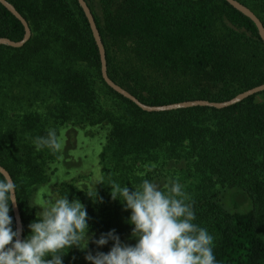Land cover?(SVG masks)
Instances as JSON below:
<instances>
[{
  "label": "trees",
  "instance_id": "1",
  "mask_svg": "<svg viewBox=\"0 0 264 264\" xmlns=\"http://www.w3.org/2000/svg\"><path fill=\"white\" fill-rule=\"evenodd\" d=\"M8 1L32 29L25 46L0 45V165L17 183L23 238L42 215L33 200L46 177L44 153L36 152L33 140L76 117L110 125L102 155L113 181L130 190L151 181L154 172L142 175L141 167L158 161L159 151L172 164L203 174L204 190L189 202L194 222L215 238L218 264H264V101L254 95L223 109L146 112L104 80L100 50L78 0ZM86 1L106 48L109 76L148 105L223 102L264 84L258 27L226 0ZM238 1L264 24V0ZM24 35L22 22L0 3V37L19 41ZM96 71L128 104L123 116L101 105ZM219 185L231 191L233 210L226 208L227 192L216 189ZM69 192L82 202L72 197L73 187ZM109 206L108 201L106 212ZM116 207L102 229H115L122 241L134 244L130 210ZM10 215L17 229L13 206ZM111 246L109 241L97 251ZM82 254L70 249L64 264H76Z\"/></svg>",
  "mask_w": 264,
  "mask_h": 264
},
{
  "label": "clouds",
  "instance_id": "2",
  "mask_svg": "<svg viewBox=\"0 0 264 264\" xmlns=\"http://www.w3.org/2000/svg\"><path fill=\"white\" fill-rule=\"evenodd\" d=\"M33 144L36 151L47 148L56 152L61 147L54 129L34 138ZM106 185L111 188V198L119 200L123 210H130L127 223L132 226L134 244L122 241L115 229L95 238L89 232L86 207L77 198L69 200L68 195L50 197L42 215L29 223L30 233L21 239L10 215L17 200V183L8 172L0 171V264H64L70 249L83 251L90 241L97 248L109 241L112 246L108 252H86L89 264H218L215 238L194 222L196 214L178 181L166 189L148 179L131 190L116 182ZM87 194L97 197L95 188Z\"/></svg>",
  "mask_w": 264,
  "mask_h": 264
},
{
  "label": "rangeland",
  "instance_id": "3",
  "mask_svg": "<svg viewBox=\"0 0 264 264\" xmlns=\"http://www.w3.org/2000/svg\"><path fill=\"white\" fill-rule=\"evenodd\" d=\"M94 77L101 105L106 110L114 111L117 116H123L128 104L103 85L97 71ZM256 100L264 101V92L258 94ZM144 119L150 120V116L146 115ZM57 124V140L61 147L56 152L47 148L39 151L44 153L46 177L38 185L33 203L38 208L39 213L42 214V209L50 197L66 196V194H70L69 191L73 187L75 194L73 193L72 197L81 196L82 203L86 207L89 217V232L95 238H99L101 233H105L102 227L107 212L109 211V216L112 217L117 209L116 206L121 204L119 200L111 198V188L106 184L115 182L113 181L115 174L111 172L108 162L102 155L111 127L108 123L92 124L89 120L76 119V117L74 120L64 123L59 121ZM36 152L38 153V151ZM158 158V161L146 160L141 167L143 170L141 174L150 175V172L151 174L154 172L151 181L158 184L162 189H166L171 182L178 181L184 186L189 200L204 190L202 180L205 176L203 174L194 171V169L189 170L184 164L179 166L172 164L168 161L170 158L165 151H159ZM94 188L97 192L95 199L87 194L94 193ZM216 189L227 192L229 188L219 185ZM229 194L231 191L225 194V204L227 209L233 210ZM68 198L69 200L73 199H70L69 196ZM108 201L110 206L106 212L104 209ZM91 228H95V231H92ZM97 250H103V246L97 248L90 241L88 248L83 250V254L76 264H89L84 258L86 252L91 251L94 254Z\"/></svg>",
  "mask_w": 264,
  "mask_h": 264
},
{
  "label": "water",
  "instance_id": "4",
  "mask_svg": "<svg viewBox=\"0 0 264 264\" xmlns=\"http://www.w3.org/2000/svg\"><path fill=\"white\" fill-rule=\"evenodd\" d=\"M226 1H228L234 8L244 13L246 16L250 17L256 23L258 30H259V34L262 40L264 41V24L261 21V19L258 17V15L252 9H250L248 6H246L245 4H243L242 2L238 0H226ZM78 2L83 8L88 18L94 38L99 47L100 55H101V71H102L104 80L109 85V87H111L114 91L124 96L125 98L131 100L132 102H134L137 106H139L142 110L146 112L172 111V110L185 109V108H191V107H197V106H207V107L223 109V108L238 104L251 96L258 95L264 92V84H262L254 88H251L249 90H246L236 95L234 98L227 100V101H223V102H214V101L199 99V100H188V101L177 102V103H172V104H167V105H160V106L148 105L142 102L136 96H134L130 91H128L127 89H125L124 87L116 83L109 76L106 48H105L100 30L98 29L94 14L86 0H78ZM0 3L3 4L8 10H10L22 22V24L25 27V35L22 40L14 41L9 38L0 37V45H9L15 48H21L25 46V44L32 37V29L29 25V22L15 8V6L12 3H10L8 0H0ZM0 171H6L10 174V172L2 165H0ZM13 210H14V214L16 218L17 229L20 230V238L23 239L24 224H23L21 213H20L18 200H16L15 205H13Z\"/></svg>",
  "mask_w": 264,
  "mask_h": 264
}]
</instances>
